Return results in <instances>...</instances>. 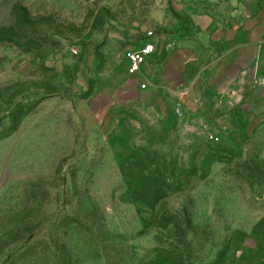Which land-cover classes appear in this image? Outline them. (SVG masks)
<instances>
[{"label": "rangeland", "instance_id": "obj_1", "mask_svg": "<svg viewBox=\"0 0 264 264\" xmlns=\"http://www.w3.org/2000/svg\"><path fill=\"white\" fill-rule=\"evenodd\" d=\"M233 5L264 0H0V264H264V51L143 93Z\"/></svg>", "mask_w": 264, "mask_h": 264}, {"label": "crops", "instance_id": "obj_2", "mask_svg": "<svg viewBox=\"0 0 264 264\" xmlns=\"http://www.w3.org/2000/svg\"><path fill=\"white\" fill-rule=\"evenodd\" d=\"M208 38L210 42L207 40L204 46L195 45L193 53L190 52L188 40H182L169 54V59L156 67V72H151L155 68L147 65L145 79L148 86L143 91L145 97L157 98L158 104L164 100L166 105L172 100V90L182 87L187 75L197 76L205 68L217 73L215 82L222 85L231 83L233 86L240 84L242 74L256 71L262 58L264 9L245 10L233 5L232 13L218 21L215 32L208 34ZM158 119L172 120L171 112L159 113Z\"/></svg>", "mask_w": 264, "mask_h": 264}, {"label": "built area", "instance_id": "obj_3", "mask_svg": "<svg viewBox=\"0 0 264 264\" xmlns=\"http://www.w3.org/2000/svg\"><path fill=\"white\" fill-rule=\"evenodd\" d=\"M151 36V35H150ZM155 52V46L151 42H145L137 50H129L126 52L125 59L127 62V74L129 76L137 75L142 66L145 64L146 60L152 56ZM144 89L145 85H141Z\"/></svg>", "mask_w": 264, "mask_h": 264}, {"label": "trees", "instance_id": "obj_4", "mask_svg": "<svg viewBox=\"0 0 264 264\" xmlns=\"http://www.w3.org/2000/svg\"><path fill=\"white\" fill-rule=\"evenodd\" d=\"M160 256L166 257L171 259L176 264H184V262L181 260L180 257L176 256L174 253H171L169 251L165 250H157L156 254L152 255L150 260L147 262V264L151 263L154 258H158ZM209 264H212V262H208Z\"/></svg>", "mask_w": 264, "mask_h": 264}]
</instances>
